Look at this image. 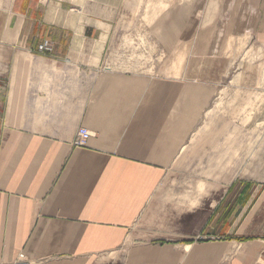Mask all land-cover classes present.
I'll return each instance as SVG.
<instances>
[{
	"label": "crops",
	"instance_id": "crops-1",
	"mask_svg": "<svg viewBox=\"0 0 264 264\" xmlns=\"http://www.w3.org/2000/svg\"><path fill=\"white\" fill-rule=\"evenodd\" d=\"M202 2L138 31L124 0H0V264H264V225L155 206L229 46L264 45V0Z\"/></svg>",
	"mask_w": 264,
	"mask_h": 264
},
{
	"label": "rangeland",
	"instance_id": "rangeland-1",
	"mask_svg": "<svg viewBox=\"0 0 264 264\" xmlns=\"http://www.w3.org/2000/svg\"><path fill=\"white\" fill-rule=\"evenodd\" d=\"M124 4L131 19L125 17L120 26L145 31L160 14L203 2L124 0ZM227 51L229 70L157 188L159 216L178 217L204 206L215 213L220 208L227 226L244 220L254 227L264 225V45L255 35H247L238 37ZM255 231L236 237L260 239Z\"/></svg>",
	"mask_w": 264,
	"mask_h": 264
},
{
	"label": "built area",
	"instance_id": "built-area-1",
	"mask_svg": "<svg viewBox=\"0 0 264 264\" xmlns=\"http://www.w3.org/2000/svg\"><path fill=\"white\" fill-rule=\"evenodd\" d=\"M38 51L40 53L50 52L51 51V44L49 42L45 41L44 43H42L39 46ZM89 137H90V133L85 128H80L77 131L76 137L73 141V145L75 147H85ZM1 264H7V263H1ZM8 264H30V263H28L27 261H25L23 259H18L16 261H13L12 263H8Z\"/></svg>",
	"mask_w": 264,
	"mask_h": 264
}]
</instances>
